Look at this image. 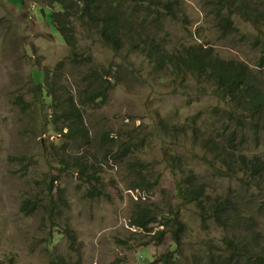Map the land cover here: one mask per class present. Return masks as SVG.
<instances>
[{
    "label": "rangeland",
    "instance_id": "obj_1",
    "mask_svg": "<svg viewBox=\"0 0 264 264\" xmlns=\"http://www.w3.org/2000/svg\"><path fill=\"white\" fill-rule=\"evenodd\" d=\"M165 1L108 4H117L135 39L154 38L176 55L208 45L223 61L257 69L264 22L229 12L234 31L224 39L213 26L211 4L218 0H169L175 18L164 13ZM83 3L77 0L62 19L74 54L52 24L59 7L0 0V264H53L58 256L66 264H221L215 259L231 229L187 200L184 180L193 173L212 203L227 207L226 196L233 198L235 216L255 224L232 232L249 240L256 228L264 229V176L228 173L212 157L216 144L205 140L225 136L227 126L238 128L236 155L263 156L264 129L228 119L221 90L202 77L160 70L127 40L117 50L105 46L93 18L75 22ZM254 77L264 87V66ZM55 91L73 98L48 100ZM20 95L31 104L26 112L15 104ZM70 121L82 126L83 137L65 135ZM121 145L133 151L124 155ZM136 164L145 165L143 176L135 174ZM26 202L38 208L26 213ZM141 214L156 219L148 232L132 224ZM171 214L183 225L179 243L170 231L176 225L167 221Z\"/></svg>",
    "mask_w": 264,
    "mask_h": 264
},
{
    "label": "trees",
    "instance_id": "obj_2",
    "mask_svg": "<svg viewBox=\"0 0 264 264\" xmlns=\"http://www.w3.org/2000/svg\"><path fill=\"white\" fill-rule=\"evenodd\" d=\"M47 6H57L59 11L52 12V24L57 32L62 33L60 36L65 42L71 44L73 47V53L75 54L76 43L71 40L68 34L69 28L67 25L62 23V19L71 8L77 4V0H43ZM230 3V4H228ZM221 7L219 11L215 7L216 15L214 17V28L218 30L220 24L227 23L232 25V21L225 15H223V9L228 8L230 13L236 14L238 17L245 19L250 22H264V0H259L257 4L253 5L250 0H223L220 3ZM81 8V14L75 22H84L87 18H93L97 22L98 34L102 36L104 40L103 44L108 45L113 50L120 49L124 41L127 40L135 51H142L147 58L153 62H157L160 70L162 69H173L174 73L188 72L191 75L202 77L206 82L212 85H217L221 90L223 98L228 100L230 104L238 111L226 112V117L236 122L240 127L245 126L247 122L241 118V115L248 118L254 127L259 130L264 129V91L259 89L256 83V77L254 72L245 63L235 61H223L222 58L215 56L214 58H208L202 54V49L205 45L191 46L195 50L190 54L188 58L181 59L180 55L169 52L164 46L154 41L155 39L149 40L146 37H133V26L128 27V21L124 20L117 13V4L110 3L108 0H84ZM162 9L166 16L175 18L172 7L169 5V0H166L162 4ZM255 23V22H254ZM58 25V28L55 25ZM140 26V25H139ZM63 30V31H62ZM52 35H55L52 33ZM186 50L184 51V53ZM182 53V54H184ZM162 54H165L163 57ZM181 54V55H182ZM263 66V65H261ZM244 73H249L247 76ZM38 89L41 90V85H38ZM87 97L91 96V90L86 93ZM94 97V96H93ZM96 101L100 100V96H97ZM87 101L91 102L89 99ZM15 104L20 108L22 112H26L31 104L25 102L23 97L20 95L17 97ZM263 111V115L260 119L255 120V117ZM222 128V127H221ZM226 131L225 136H220L219 139L216 137H208L205 141L207 144L211 140L216 144L217 149L213 153L215 161L219 162L220 166L228 171V173L236 174L240 171L243 175H249L252 178L262 179L264 176V155H255L248 157L241 151L238 152L240 146L239 141V129H231L228 126L223 129ZM63 132V130H62ZM65 135L70 138L83 137L84 132L82 126L78 125V122L70 121L67 124ZM103 138L109 142L114 141L113 138H109V134L103 136ZM119 151L126 155L133 151L130 147H119ZM228 151L231 153L228 154ZM135 174L143 176V170L145 165L136 164ZM82 171H86V166L82 167ZM183 194L187 200L194 202L200 213H206L205 215L213 216L219 222L226 223V219L221 217V212L228 211L229 201H226L227 207L224 206V202L215 199L213 203L210 201V197L205 195V186L199 184L193 173H189L184 180ZM135 188H139L147 193L150 192L151 188H141L140 185H134ZM98 194L97 196H100ZM25 205L26 213H32L38 207L29 202L23 203ZM31 205V207H30ZM146 212L150 211L147 209ZM171 214L168 220H173L176 229H180L177 226H183L181 223L176 222ZM204 217V216H202ZM156 219H148L145 214L139 215L133 222V225L139 227L142 231L148 232L150 224ZM160 223V222H159ZM167 226V222L164 223ZM70 231L67 232V234ZM165 231H161L164 233ZM177 236L175 231L174 233ZM251 241H244V239L237 238L236 247L242 248L247 253H250ZM240 254V253H239ZM53 264H66L61 256L53 257ZM258 264H264V254L258 256Z\"/></svg>",
    "mask_w": 264,
    "mask_h": 264
},
{
    "label": "bare ground",
    "instance_id": "obj_3",
    "mask_svg": "<svg viewBox=\"0 0 264 264\" xmlns=\"http://www.w3.org/2000/svg\"><path fill=\"white\" fill-rule=\"evenodd\" d=\"M221 2H223V0L214 1V3L211 5L215 6L217 8V10L219 11V8L221 7V4H220ZM228 4H230V3H228ZM224 10H226L228 12L227 14H225V16L229 15L228 8L227 9L224 8L223 11ZM55 26L58 28V25H55ZM232 31H234L233 25H229L227 23H224L223 25L220 24L219 29L217 30V33L220 35L219 37L225 39L227 35L232 34ZM68 34H69V31H68ZM69 36H70V34H69ZM100 39L102 42H104L101 35H100ZM71 40H73L72 37H71ZM104 45L108 47V45H106V44H104ZM185 50H186V52L184 54L180 55L181 59L188 58L190 56V54L192 52H194L195 49L191 46H187V47H185ZM202 54L208 58H214L216 55V52L213 49V47L207 45L206 47H204L202 49ZM81 60H83V58H81L80 61ZM84 60H86V62H89L91 60V57L87 56L86 58H84ZM259 63L264 66V55H262L260 57ZM91 73L92 72L88 73V75L86 77L87 80L90 82V85H91ZM89 88H90V86H89ZM84 91H86V89ZM72 98H73V96L71 94L65 92V91H55V92H53V94H51V96L49 97L48 100H55V103H61L64 100L72 99ZM238 173H241V172L238 171L236 174H238ZM226 198L229 201L230 210H228L226 212H221L222 217L226 219V223L225 224L222 223L220 225H221L222 229L227 230L230 228L231 232L228 234L227 237H224V243H225L224 252L220 253L215 260L220 261L221 264H239V261L237 260V258H241L242 260H244V258H249V262L248 263L244 262V264H258L257 259H258L259 253L262 249H264V229H257L256 228L254 233H253V236L249 240H245V242L250 241V240H254L253 244L249 245V247L251 248L250 253H247L241 247L237 248L236 243H237L238 235H236V233L232 232V228L233 227H243L244 229H246V231H248L252 227V225L255 224V221L252 220L251 218H240V217L235 216V214L238 212L239 206L233 200V198H231L229 196H226ZM177 227H180V229L179 228L176 229V226L172 225L170 228V231L173 233L176 242L179 243L180 242V234H181V231L183 229V226H177ZM175 231L177 233V236L174 234ZM239 253H242V254L239 256Z\"/></svg>",
    "mask_w": 264,
    "mask_h": 264
},
{
    "label": "clouds",
    "instance_id": "obj_4",
    "mask_svg": "<svg viewBox=\"0 0 264 264\" xmlns=\"http://www.w3.org/2000/svg\"><path fill=\"white\" fill-rule=\"evenodd\" d=\"M34 5H35V2H34ZM245 65L248 66L251 70H253L254 74L257 73V72H259V70H260V68H261V64H260V63L257 65V69H255V68L249 66L248 64H245ZM256 83H257L258 88L264 91V87L261 86V79H260V77H257V79H256ZM225 104H226V112H231V111H233V112L235 113V117H236V113L238 112V111L236 110V108L233 107V106L230 104V102H229L228 100H225ZM262 115H263V111H261V112L257 115L258 117H255V120L260 119V118L262 117ZM241 118H242L243 120H245V122H247V123L250 122V120H249L248 118L244 117V115H241ZM250 252H251V249H250ZM259 254H260V255H263V254H264V249H262V250L260 251Z\"/></svg>",
    "mask_w": 264,
    "mask_h": 264
}]
</instances>
